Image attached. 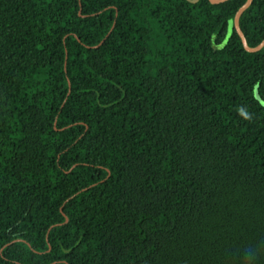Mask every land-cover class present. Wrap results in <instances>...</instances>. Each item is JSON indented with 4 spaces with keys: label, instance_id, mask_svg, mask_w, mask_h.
<instances>
[{
    "label": "trees",
    "instance_id": "1",
    "mask_svg": "<svg viewBox=\"0 0 264 264\" xmlns=\"http://www.w3.org/2000/svg\"><path fill=\"white\" fill-rule=\"evenodd\" d=\"M245 1L0 0V264H264Z\"/></svg>",
    "mask_w": 264,
    "mask_h": 264
},
{
    "label": "water",
    "instance_id": "2",
    "mask_svg": "<svg viewBox=\"0 0 264 264\" xmlns=\"http://www.w3.org/2000/svg\"><path fill=\"white\" fill-rule=\"evenodd\" d=\"M199 0H189L190 3H197ZM229 0H209V2L211 4L217 5V4H221V3H225ZM253 0H246L245 3L238 9V11L236 12L234 19H233V28L236 31L237 35L239 36L242 46L244 48V50L248 53H256L258 51H260L263 47H264V40L258 44L255 47H250L246 41V38L240 28V17L241 15L250 7V5L252 4ZM65 222H67V219L65 220ZM55 264V263H53Z\"/></svg>",
    "mask_w": 264,
    "mask_h": 264
},
{
    "label": "clouds",
    "instance_id": "3",
    "mask_svg": "<svg viewBox=\"0 0 264 264\" xmlns=\"http://www.w3.org/2000/svg\"><path fill=\"white\" fill-rule=\"evenodd\" d=\"M239 115L245 119H247V114L243 110H239Z\"/></svg>",
    "mask_w": 264,
    "mask_h": 264
}]
</instances>
